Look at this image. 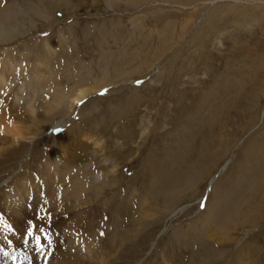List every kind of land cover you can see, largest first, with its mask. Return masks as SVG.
<instances>
[{
  "label": "rangeland",
  "instance_id": "obj_1",
  "mask_svg": "<svg viewBox=\"0 0 264 264\" xmlns=\"http://www.w3.org/2000/svg\"><path fill=\"white\" fill-rule=\"evenodd\" d=\"M263 23L264 0H0V102L24 133L0 141V199L30 178L44 264L69 233L93 240L84 264H264ZM79 85L97 90L68 110Z\"/></svg>",
  "mask_w": 264,
  "mask_h": 264
},
{
  "label": "bare ground",
  "instance_id": "obj_2",
  "mask_svg": "<svg viewBox=\"0 0 264 264\" xmlns=\"http://www.w3.org/2000/svg\"><path fill=\"white\" fill-rule=\"evenodd\" d=\"M187 20H190L189 17L187 18ZM0 27H2V26H0ZM263 28H264V23H263ZM6 29H7V27L4 25L3 28H2V31L3 30L6 31ZM2 60L3 61H0V101H4L5 100V98H6V91H8V89L11 88L9 86V83L11 81L8 82L7 76H9L8 79H10V74L11 73L10 74H8V73L11 72V71H10L9 67L14 65V64H10V66H9V63L7 61V58L2 59ZM225 64H226V62H225ZM34 79L37 80V77L34 78ZM34 79H32V81H34ZM37 82H38V80H37ZM35 84H37V83H35ZM38 84H40V83H38ZM21 88H23V86L20 87V91H21ZM95 89L97 90V88H95V86H85V85H79V86H77L74 89L73 93H70L68 95V97L66 98L67 99V103H68V108L67 109L68 110H71L72 106L75 105V104H77V103H79V101L85 96V94L91 93L92 91H95ZM30 101H29V106L28 107L31 110H33L31 108L32 106H30V105H32V104H30ZM60 102H61V99L58 100V102L56 103L55 106L56 107L59 106L60 105ZM31 103H33V102H31ZM49 107L50 108H49L48 111H51L53 109V106H49ZM5 114H6L5 106L3 104H1V102H0V141L5 142V143L10 142L12 145H14L16 143L18 144L19 143V139L24 136V133L22 132L20 126L17 125V122L15 123L14 121H12V122L7 121ZM253 119H254V117L252 118V120ZM260 135L261 136L264 135V130H262L260 132L259 136ZM260 139H261V137H260ZM63 146H64V144H63ZM262 148H264V143H263V145H261L258 142H255L251 146L250 149L253 150V151L256 150V153H258V155H260V150ZM53 159H55V158H53ZM228 162H229V160L224 163V165L221 167V170H225V168H227V166L229 164ZM47 166H48V168H46V167H45V169L43 168L44 169V171H43V173H44V179H45L46 184H47V187H48L47 189L49 191L53 190V193H52L53 196L52 195H50V196H52L53 197L52 199L55 200L54 201L55 202L54 207H55L56 205H58V203L56 202V200H57V193L55 192L57 190V187L53 186L54 185L53 182L50 183L49 181L50 180H53L54 177L55 178L56 177H59V172L60 171L54 170L52 168V166H53L52 159L49 160V163L47 162ZM60 174H61V172H60ZM202 176H204V175H202ZM65 178H64V180H65ZM28 179H30V178L20 177L19 179H17V181H14L13 183H10L7 186L8 189H10V191H6V192L3 191V194H5V195L4 196L2 195V199H0V210L2 211V213L4 215V217L2 215L3 219H0V264H12L10 262L12 258L10 256L5 255L4 252L3 253L1 252V251H5L6 249L7 250H12V248H14L13 249V251H15L14 255H15V257L17 256L16 258H18V260H20V258L22 257V255L25 254L24 256L26 257V264H28L29 261H31L32 264L33 263L34 264H44L43 261H44L45 256L43 255L41 258H38V256H36L37 252H41L42 253V251H40L39 249L36 248V246H37L36 245V241H35L36 234H34V237L29 236L30 239H31V240L29 239L31 243L28 241V238L25 237V235L27 234V230L30 227L29 226V223L32 221V219H34L33 221L35 223L38 222L37 223V226H39V227H41L42 225L45 224V222H43V219L44 218H42L41 215L38 216V213H37L38 210L40 209L39 208V204L40 203L39 202H36L37 204L34 203L38 199V196L35 197V198L33 197V202L32 203H34V204H31V206H27L26 205V203H28V200L29 201H32V200H30V197L29 196H31V195H37L35 192L34 193L32 192L33 189L28 188V186H27L28 185V182L30 184H32L30 180L28 181ZM210 181L211 182H209V183H211L210 185H212V183H214V178L210 179ZM71 183L72 184L69 185L70 187L69 186H67V187H69L70 190H72L73 193L72 192L71 193L73 194V199L76 202V205H79V203H81L80 202L81 199L79 197L82 196V194H83L82 192L84 191V189L81 188V184H80V182L77 179L74 180V183L73 182H71ZM64 190L66 192L69 191V189L68 190L64 189ZM259 190L262 191L263 198H264V177H263V180H262V183H261V187H260ZM62 199L63 198H61L59 201H62ZM85 200H86V198H85ZM104 204H105V202H104ZM85 205H86V203H85ZM91 205H93V204H91ZM101 205H103V204L101 203ZM55 209H56V207H55ZM98 209L99 208H97L95 210V211H97V213L100 211ZM181 211L182 210L180 208L174 210L172 212V216H175L176 214H179ZM94 215H96L95 212H94ZM77 216L80 217L82 215H75V217H77ZM46 219L49 220L48 218H46ZM47 220H46V224H48L47 223ZM70 222L72 223V221H70ZM80 222H83V221H80ZM62 223H64V222H62ZM91 223H92V219L85 218V234L84 235H86V233L87 234L88 233H91V232L88 231V228L87 227H90V229L92 228V230H93V227H92ZM54 224H56V223H54ZM8 226L10 227V229L8 228ZM61 227H59V229ZM86 229H87L88 232H86ZM80 234H81V232H80ZM68 235L70 236V233ZM74 235H76V234H74ZM69 236L68 237L67 236L63 237L64 239L67 238L66 239L67 240V245L66 246H63V247H57L56 251L53 252V253L58 252L57 256L55 257L53 253L49 256L50 257L49 264H84L85 263V260L91 257V255H90V253H91L90 250L91 249H90V246L88 245V243L89 242H93V240L92 241L91 240H89V241L86 240L85 237L88 238L87 236H85L84 238H80V236H78V235L71 236V237H69ZM25 238L28 241L26 245L24 243V239ZM81 239H85V244L78 242ZM49 240L46 241V248L45 249L47 251H48L49 246H54L53 243L48 244L49 243ZM9 241H11V243H9ZM75 243L77 244L76 246H75ZM29 244H32V247L31 248L29 247ZM67 246H69V248L73 251V254H71V253L70 254L69 253H65L66 250L64 251V249H65V247L67 248ZM93 248H94V245H93ZM1 249H3V250H1ZM31 249H32V251L30 252ZM68 251H69V249H68ZM95 251H96V249H95ZM21 264H23V263H21Z\"/></svg>",
  "mask_w": 264,
  "mask_h": 264
},
{
  "label": "snow or ice",
  "instance_id": "obj_3",
  "mask_svg": "<svg viewBox=\"0 0 264 264\" xmlns=\"http://www.w3.org/2000/svg\"><path fill=\"white\" fill-rule=\"evenodd\" d=\"M139 83V82H138ZM31 223V222H30ZM34 227V226H33ZM40 231L43 233L44 232V229L43 228H41L40 229ZM27 235L28 236H32L33 235V228L32 227H29L28 228V230H27ZM101 235H103V233H101ZM35 241H36V243H37V245H39V243H40V238H39V236H36L35 237ZM27 239L25 238L24 239V243H25V245L27 244ZM9 243H11V241H9ZM51 243V241L49 240V244ZM5 255H7V253H5Z\"/></svg>",
  "mask_w": 264,
  "mask_h": 264
}]
</instances>
